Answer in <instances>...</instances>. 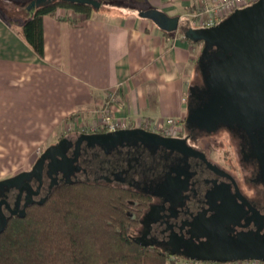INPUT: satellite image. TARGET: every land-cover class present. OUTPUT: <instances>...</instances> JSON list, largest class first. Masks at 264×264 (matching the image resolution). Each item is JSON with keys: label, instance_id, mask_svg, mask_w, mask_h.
<instances>
[{"label": "flooded vegetation", "instance_id": "flooded-vegetation-1", "mask_svg": "<svg viewBox=\"0 0 264 264\" xmlns=\"http://www.w3.org/2000/svg\"><path fill=\"white\" fill-rule=\"evenodd\" d=\"M183 123L176 136L154 131L162 142L141 135L117 145H78L85 132L58 139L60 154L48 157L42 172L31 167L19 185L0 188V228L5 227L0 236L11 220L44 203L58 185L96 181L138 195L128 204L129 236L144 247L164 250L170 260L201 261L188 254L206 252L207 229L216 225L231 238L256 235L259 228L264 240V126L248 131L221 125L208 131L193 121ZM220 131L229 134L237 164L230 160L227 167L213 158L215 146L206 139Z\"/></svg>", "mask_w": 264, "mask_h": 264}, {"label": "crops", "instance_id": "crops-1", "mask_svg": "<svg viewBox=\"0 0 264 264\" xmlns=\"http://www.w3.org/2000/svg\"><path fill=\"white\" fill-rule=\"evenodd\" d=\"M113 1L109 9L90 16L62 6L44 15L45 56L41 58L22 32L29 13L18 5L31 0H10L18 7L13 13L16 18L6 19L8 15L0 13L2 103L17 102L21 111L28 112L21 114L24 117L62 116L90 112L118 88L114 114L129 128H141V121L147 119L152 124L149 130L160 131L168 116L183 126L196 47L201 42L185 35L186 28L199 26L189 17L184 21V15L192 12L197 0ZM150 7L179 15L183 30L168 33L141 17L139 11ZM176 264L191 261L177 259Z\"/></svg>", "mask_w": 264, "mask_h": 264}, {"label": "water", "instance_id": "water-1", "mask_svg": "<svg viewBox=\"0 0 264 264\" xmlns=\"http://www.w3.org/2000/svg\"><path fill=\"white\" fill-rule=\"evenodd\" d=\"M60 0H31L29 10L41 4ZM68 3L89 4L94 10L102 0H62ZM140 16L151 19L159 28L173 33L181 26L179 15H169L155 7L139 11ZM185 35L195 42H202L198 57L202 76L200 84L190 87L186 122H196L200 128L215 131L221 125H238L248 131L264 126V0H256L246 7L238 8L215 26L186 28ZM146 136L162 142V136L145 128L118 129L114 132L81 133L78 145H117L132 136ZM58 144L51 145L33 165L31 172L43 171L48 157L60 154ZM31 172L0 180L2 186H15L28 178ZM24 216V214H23ZM5 227L0 228L2 231ZM209 240L206 252L200 256L188 255L201 261L264 260V240L259 228L256 235L245 232L239 238H231L220 226L207 229ZM206 232V230H205ZM211 245V246H209ZM192 254V255H191Z\"/></svg>", "mask_w": 264, "mask_h": 264}, {"label": "trees", "instance_id": "trees-1", "mask_svg": "<svg viewBox=\"0 0 264 264\" xmlns=\"http://www.w3.org/2000/svg\"><path fill=\"white\" fill-rule=\"evenodd\" d=\"M27 4L18 5L29 13L22 32L41 58L44 15L62 6L90 16L93 8L60 0L31 11ZM137 199L132 190L102 182L58 185L44 203L9 222L0 236V264H176L164 250L129 236L128 204Z\"/></svg>", "mask_w": 264, "mask_h": 264}, {"label": "rangeland", "instance_id": "rangeland-1", "mask_svg": "<svg viewBox=\"0 0 264 264\" xmlns=\"http://www.w3.org/2000/svg\"><path fill=\"white\" fill-rule=\"evenodd\" d=\"M255 1L256 0H250L251 3ZM135 2L137 1L135 0ZM12 3L13 2H10V0H0V13L4 16L8 15L6 19L11 17L16 18V16H13V13L18 7L14 6ZM113 3H115L113 0H103V5L97 11L107 10L114 5ZM137 3L141 4L140 2ZM196 3L192 11L195 10ZM27 5L25 6L27 7ZM94 12H96V10L92 8V13ZM192 13L193 12H190L188 16L186 13L184 15L186 16L184 21L187 17L191 18ZM200 24L201 23L197 22L196 25L199 26ZM202 49V43L200 42L196 47L197 52L195 54L197 59ZM198 66L197 60L193 67L194 77L189 86V93L192 85L202 82V76ZM113 91H116V95L114 101H111L110 97L111 94L114 93ZM107 96V102L104 101L96 105L90 112L87 110H78L77 112L62 116L53 114L28 117L21 116V114L28 112L21 111L17 106V102L13 105L2 103L0 96V180L16 175L21 171L29 170L31 167L34 168L32 165L41 156L40 154L43 150L55 144L58 139L64 136L76 135L81 132H104L105 128L102 123L104 113L107 114L108 112L112 115L111 117L113 120H118L114 113L118 109L117 100L119 99V89L114 88L110 90ZM32 110L36 111L34 109H31V111ZM143 120L148 121L147 119ZM215 136L214 138L206 139V143L212 141V146H215L214 148L216 150L212 155L213 158L226 164L225 166L227 167L230 164V160H234L237 164L235 146L230 141L229 134L220 131V133ZM239 171L240 170L237 169L236 174L241 176ZM172 260L176 261L177 259L172 258Z\"/></svg>", "mask_w": 264, "mask_h": 264}, {"label": "built area", "instance_id": "built-area-1", "mask_svg": "<svg viewBox=\"0 0 264 264\" xmlns=\"http://www.w3.org/2000/svg\"><path fill=\"white\" fill-rule=\"evenodd\" d=\"M250 0H197L196 8L193 13L191 14V19L195 24L197 22L201 23L199 27H206L210 28V26H215L222 22V19L230 15L234 12V10L238 8L246 7V5L250 4ZM198 26V25H196ZM111 94V101H114L116 91ZM104 113V112H103ZM102 113V114H103ZM103 114V127L107 132H114L118 129H128L129 125L122 120H113L112 115L107 112ZM143 128H150L152 127L149 121H141ZM161 126V133L164 135L169 136H176L178 130L180 128V123L171 116L165 118V120L160 123ZM264 264L262 260H234V261H225V262H216V261H209V262H201V261H191V264Z\"/></svg>", "mask_w": 264, "mask_h": 264}]
</instances>
